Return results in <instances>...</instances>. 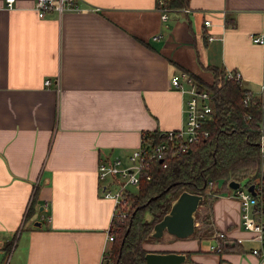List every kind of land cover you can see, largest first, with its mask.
Segmentation results:
<instances>
[{
    "label": "crops",
    "instance_id": "0c3cea01",
    "mask_svg": "<svg viewBox=\"0 0 264 264\" xmlns=\"http://www.w3.org/2000/svg\"><path fill=\"white\" fill-rule=\"evenodd\" d=\"M83 1L93 8L39 17L34 0H0V264H104L115 201L100 195L112 179L99 178L100 159L125 165L143 131L182 126L175 73L210 81L216 65L249 89L262 79L250 35L264 0H185L166 19L158 0ZM229 192L210 206L208 243L172 234L144 247L189 251L182 264H264ZM218 232L221 252L210 249Z\"/></svg>",
    "mask_w": 264,
    "mask_h": 264
},
{
    "label": "trees",
    "instance_id": "16d2710c",
    "mask_svg": "<svg viewBox=\"0 0 264 264\" xmlns=\"http://www.w3.org/2000/svg\"><path fill=\"white\" fill-rule=\"evenodd\" d=\"M184 2L164 0L163 5L173 8ZM206 68L211 73L210 81L188 74L195 77L200 88L211 93L212 120L204 125L208 135L191 143L185 151L169 153L162 162L154 160L147 169L150 177H141L135 192L126 191L125 201L116 205L112 216L113 240L104 264H146L148 250L144 243L156 239L149 232L182 190L202 193L205 198L210 181H222L219 192L231 189V179L248 183L259 178L264 183V101L256 98L244 105L247 88L241 80L227 78L222 67ZM142 137L157 140L161 135L159 131H143ZM204 233L195 227L193 235ZM221 243L223 249L227 248L225 241ZM185 253V262L190 263V252Z\"/></svg>",
    "mask_w": 264,
    "mask_h": 264
},
{
    "label": "built area",
    "instance_id": "2783aa9c",
    "mask_svg": "<svg viewBox=\"0 0 264 264\" xmlns=\"http://www.w3.org/2000/svg\"><path fill=\"white\" fill-rule=\"evenodd\" d=\"M7 8L13 7L14 0H5ZM161 18L166 19L168 7L163 5L164 0H158ZM83 0H34V9L39 17L45 16L49 12H55L59 16L65 12L80 13L92 9ZM263 27L261 31L251 33L250 38L254 43L259 44L263 49L262 79L260 82V92L255 94L247 88L244 93L243 103L249 105L254 99L264 101V10L262 11ZM205 25L210 24L209 19H204ZM157 37V36H155ZM207 38L213 39V35ZM225 75L229 79L241 80V73L238 70L225 69ZM49 78L44 80V84H50ZM170 86L178 89L186 98L182 107L183 123L180 128L159 131L161 138L148 140L143 139L128 155V163L123 164L118 156L108 160L100 159L98 163V175L100 179L112 177L111 181L100 185V195L111 197L115 201V207L125 201L126 191H131L130 186L139 187L141 177L149 178L147 170L154 160L162 162L169 153H179L189 148L190 144L197 141L202 136H207L208 131L204 125L212 120L211 93L205 88H200L195 78L188 73L181 71L175 73L170 78ZM58 88V85H56ZM263 151V141H261ZM165 165V164H163ZM116 183L117 187L113 190L108 185ZM211 184V181L209 182ZM253 184V191L248 186ZM229 195L237 198L240 204V225L243 229L251 231L252 237L257 239L259 247L251 248V252L264 257V183L262 179H255L252 182L240 184L237 188L230 190ZM115 214V212H114ZM42 218L49 219V215L42 213ZM217 243L212 244L210 249L221 252L223 246L221 241H226L223 232L216 234ZM108 241L113 240V234L108 231ZM221 239V240H220Z\"/></svg>",
    "mask_w": 264,
    "mask_h": 264
},
{
    "label": "water",
    "instance_id": "95a60500",
    "mask_svg": "<svg viewBox=\"0 0 264 264\" xmlns=\"http://www.w3.org/2000/svg\"><path fill=\"white\" fill-rule=\"evenodd\" d=\"M240 182L231 179L228 182L229 187L237 188ZM253 191V184L248 186ZM204 199L202 193L182 190L171 202L170 209L162 216L160 220L154 223L149 232V236L160 237L165 231L179 238H185L192 235L195 231V212ZM38 224V223H37ZM185 252L176 251H147L145 253L146 264H182L186 260Z\"/></svg>",
    "mask_w": 264,
    "mask_h": 264
},
{
    "label": "rangeland",
    "instance_id": "374dc122",
    "mask_svg": "<svg viewBox=\"0 0 264 264\" xmlns=\"http://www.w3.org/2000/svg\"><path fill=\"white\" fill-rule=\"evenodd\" d=\"M245 84V82L243 83ZM251 90L255 93L258 94L260 92V84H256L253 85V87H250ZM230 181V180H229ZM228 181V182H229ZM240 182V180H238ZM221 180H219L218 182H214L211 181V184L208 183L207 186V196L203 199V203H200L196 212H195V227L196 228H200V233L206 232L204 233L201 237L202 241H204L205 243H208L209 240H211L210 234H209V228H210V205L213 203L214 201V197L216 194L220 193L218 190V188L221 186ZM246 181H242V184H245ZM229 186V185H228ZM131 191L135 192L138 188L133 185L129 187ZM231 188V187H230ZM233 189V188H231ZM229 189V191L231 190ZM237 199V198H236ZM31 216V214H29ZM29 216V217H30ZM147 217V215H146ZM163 235L168 236V235H172L171 233L165 231L163 233ZM162 235V236H163ZM162 236L157 237L156 239H160ZM176 237V236H174ZM188 237H194V235H190ZM160 241V240H159Z\"/></svg>",
    "mask_w": 264,
    "mask_h": 264
}]
</instances>
